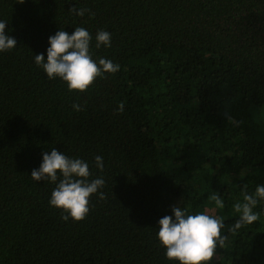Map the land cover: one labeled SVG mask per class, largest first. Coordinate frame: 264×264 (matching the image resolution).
Masks as SVG:
<instances>
[{"label":"trees","instance_id":"16d2710c","mask_svg":"<svg viewBox=\"0 0 264 264\" xmlns=\"http://www.w3.org/2000/svg\"><path fill=\"white\" fill-rule=\"evenodd\" d=\"M0 21L17 41L0 52V264H179L157 239L173 206L223 221L209 264H264V199L230 231L244 186L264 185V133L250 130L252 111L264 120V0H0ZM76 27L94 61L120 65L83 93L35 63ZM101 30L111 47H96ZM52 148L105 181L82 221H64L56 185L31 179Z\"/></svg>","mask_w":264,"mask_h":264},{"label":"clouds","instance_id":"9594fccd","mask_svg":"<svg viewBox=\"0 0 264 264\" xmlns=\"http://www.w3.org/2000/svg\"><path fill=\"white\" fill-rule=\"evenodd\" d=\"M73 15L84 16L90 9L77 6L70 8ZM94 15V14H93ZM7 22L0 21V52L12 50L17 47V41L11 35L5 34ZM96 47L102 45L111 47V34L99 31L96 34ZM92 36L84 27H76L72 34L59 30L49 37L50 47L47 49V60L44 54L35 55V63L41 67L49 79L60 78L66 83L70 92H86L97 78H105V74H115L120 70L119 64L112 60L100 58L98 63L90 55V42ZM75 111L83 109L79 104H73ZM124 105H119V112H123ZM96 167L103 171V158L95 157ZM91 173L89 165L82 159L69 158L52 148L51 152L43 154V162L38 169H33L31 179L37 182H51L56 185L51 194L49 204L60 209L69 217L79 222L89 213V202L92 195L103 188V178L89 180ZM103 192H99V199H105ZM259 199H264V185L256 188L255 194H248L244 186V203H236L234 209L240 218L230 228L235 232L245 225H251L259 219L254 212ZM217 208L225 207L224 200L219 193L209 197ZM172 216H164L159 220L157 239L160 246L166 249L165 255L169 261H178L179 264H209L216 254L217 246L225 247L227 237L222 235L225 227L220 218L198 212L195 214L183 210L180 206H173Z\"/></svg>","mask_w":264,"mask_h":264},{"label":"rangeland","instance_id":"374dc122","mask_svg":"<svg viewBox=\"0 0 264 264\" xmlns=\"http://www.w3.org/2000/svg\"><path fill=\"white\" fill-rule=\"evenodd\" d=\"M258 112L252 111V117L256 116L255 119H251L253 121V126L251 127V133L254 131H259L260 133H264V120L262 119V116L258 117Z\"/></svg>","mask_w":264,"mask_h":264}]
</instances>
